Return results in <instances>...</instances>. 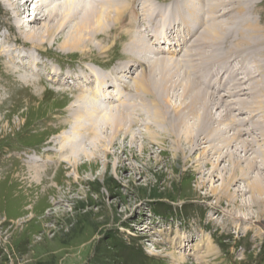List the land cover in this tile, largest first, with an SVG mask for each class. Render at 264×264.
Listing matches in <instances>:
<instances>
[{"label":"rangeland","instance_id":"374dc122","mask_svg":"<svg viewBox=\"0 0 264 264\" xmlns=\"http://www.w3.org/2000/svg\"><path fill=\"white\" fill-rule=\"evenodd\" d=\"M27 1L21 8L20 0H9L11 9L0 1V264H264V132L254 124L261 114L252 113L256 111L258 98H264V76L246 74L247 67L249 70L251 65L264 63V56L259 62L256 58L252 64L251 51L233 54L230 60L227 51L222 49L228 62L219 60L224 57L221 56L217 62L204 65L206 71L202 75L206 80L203 76L201 88L214 94L215 104L224 101L223 105L231 110L227 114L223 107L220 111L213 105L215 124L211 127L219 126L224 137L234 138L233 134H236L238 142L221 149L224 144L215 141L213 148L208 149V143H203L208 139L203 140L206 137L203 134L199 138L200 148L197 144L195 147L180 144L183 150L187 149L180 158H175V137L166 135V130L157 126L152 132L160 136L149 139L150 130L144 127L147 117H138L140 126L136 127V122L132 129L137 137L132 145L134 155L120 148L125 143L129 148V139L123 143V137H119L114 146L110 145L111 132L106 126L98 135L100 139L96 140L95 156L78 161L76 177L72 165L68 167L60 160L61 153L53 141L61 139L71 128L73 111L69 104L79 94L86 67L94 65L111 71L124 63L129 57L128 45L133 37L130 40L127 33L120 32V27L116 26L119 30L116 31L111 26L112 33L110 30L103 33L98 41H93L81 52L61 49L62 41L59 40L65 34L63 30L55 40L49 37L25 39V32L32 31V27L39 30L47 24L41 16L44 7L43 11L34 10L33 16L41 15L32 27H23V34L17 29L15 19H23L28 24L27 16L33 13L38 2ZM130 1L126 4L127 10L133 11ZM146 1L153 5L161 0ZM146 1L136 0L135 10H141ZM163 1L171 4L174 0ZM30 3L33 7L28 5ZM250 10L252 12L244 17L252 16V23L256 21L263 29L264 0H251ZM134 13L128 15V20L137 19ZM225 20L220 19V22ZM189 25L198 27L197 32L204 28L194 21ZM139 26L140 23L137 28ZM129 28L137 31L132 25ZM178 29L182 34V29ZM179 31L175 30V33L169 29L164 30V34L162 30L158 33L161 38L168 36L172 42L174 38L181 39ZM197 32L190 41L201 33ZM107 33H111L109 38L105 36ZM182 42L173 45L174 59H180L188 49L179 46ZM36 44L41 46L39 54L33 48ZM15 46L25 50L26 60L22 55L19 57L18 51V56L4 52ZM230 46L233 47V43ZM233 58L238 60L233 61ZM16 68L20 74L23 71L30 74L27 75L30 78L35 77L37 83H22L15 74L17 71L12 70ZM54 69L59 73L56 79L70 74L69 86L55 79ZM138 71L132 79L124 78L126 87L133 88L132 80L141 70ZM211 71L216 73L215 77L206 76ZM92 76L88 75L90 79ZM240 77L241 86L238 87ZM242 81L248 84L244 85ZM249 84L243 92L238 89ZM105 88L117 99L123 95L117 89L113 91V85ZM250 88L255 90L252 91L254 94ZM256 91H260L259 94L255 95ZM87 97L93 100L91 95ZM176 97L173 98L179 101L181 91ZM213 135L216 134L210 137ZM142 145L146 147L145 152H142ZM214 146L222 151L215 152ZM229 151L236 153V159L241 155L249 159L241 157L242 172L237 170L234 175L231 172ZM35 153L41 157L36 165L46 166L42 173H35L26 163ZM91 159L96 163L94 169L89 164ZM118 159L123 161L126 169H115L121 166ZM254 166L256 168L250 172L249 168ZM248 169L246 176L243 170ZM259 184L261 192L257 189Z\"/></svg>","mask_w":264,"mask_h":264},{"label":"bare ground","instance_id":"6f19581e","mask_svg":"<svg viewBox=\"0 0 264 264\" xmlns=\"http://www.w3.org/2000/svg\"><path fill=\"white\" fill-rule=\"evenodd\" d=\"M0 1L6 6L7 9H11V3L9 2V0ZM25 1L28 3L27 0H20V2H22V5L19 3L21 5V8H24V6L26 5V3H23ZM36 1L38 2L35 4L32 10L33 13L31 15L28 14L27 16V21L30 22L26 24L27 22L25 23L23 19L20 20L16 18V27L19 31H21V33L23 27H32V25L35 24L34 22L37 20L38 15H41L40 13L36 16H33L34 10L43 11L42 9H44V7L45 10L43 11V15L41 16L44 21L47 22V24L43 25L39 29L40 31L37 29L33 30L32 27V31H27V33L25 32V39L41 40L45 37H49V39L55 40L56 37L59 36L58 33L60 32V30H63L62 33L65 34L62 35L60 40L58 37V40L62 41L60 44L61 49L63 51L65 50L66 52L67 50L70 52H81L84 50V48H86V46L93 43V41H98L99 36L103 35V33L108 32V30H110V32L112 33L113 29L117 31L118 27H120V32H125L128 34L130 40L133 37L132 41L128 45L129 57L125 58L124 63L116 65L111 71L102 70L101 68L94 65L86 67V70L83 72V76L85 75V78H82L83 82L80 81L82 84L79 87V94L75 93L77 97L69 104V109L73 111V122L71 124V128L61 136V139L53 141L55 146L59 148V150L57 151L61 153L60 160H62V163L68 164V167L72 165V168H74L75 172L73 173L76 177H78V161L83 157L90 158L92 155L95 156L98 144L96 140L98 141L100 139L101 136L98 137V135L100 131L106 126V129L111 132H109L110 145L114 146L116 141L119 140V137H123L121 140V142L123 143L124 141L129 139V148L126 146L127 143H125L123 146H120V148H124L122 150L123 152H131V154L134 155L135 148H132V145L133 142L137 140V137L136 135H134V130L132 131V129L135 127L136 122V127H138V125L140 126L137 120L138 117H147L144 120V127L146 130H150V133L157 126H159L161 127V129L166 130V135L175 137L174 143L177 144V146L175 145L177 147L175 158H180V154L185 153L184 150L186 151L187 149L186 148L183 150V147H181V145L184 146L190 144L195 147L196 144L198 145V143L200 142L199 138L200 136H203V134H206V137L201 138H203V140H208L202 142L204 144L208 143V149L213 148V142L215 141H219V143L224 144L221 149L228 148L230 145H232L233 142H238V137H236V134H233L234 138L224 137V135H221L222 129H220L219 126L216 128L211 127V125L215 122V115L213 116L212 110V107H214L213 105H215L216 109L220 111L223 107L224 111L227 112V114L228 111L231 112V110L226 104L223 105L224 101L220 100L221 103L215 104V101L217 99L215 98V96H213L214 94H211L201 88V81H203L204 75H202V73L205 70V63L216 61L221 56L224 57L220 58L219 60L228 62L227 57L230 59L233 54H235V56H237V54L241 55V53H244L245 51L247 52L248 50L251 51L252 54V64H254L256 58L257 62H259L260 57L264 56V28H259L258 23L255 20V22L252 23V16H249L250 18L248 16V18L244 17V15H249L252 12L250 10L251 0H202V3L200 0H174L171 4H168V2L165 1L162 2L161 0L158 4H156L157 1L154 2L156 5L154 3L152 5L150 1L145 0L146 2L142 3L143 7L139 11L135 10L134 4L136 0H45V3L43 2L44 0ZM128 1L131 2V6L133 7L132 9L135 13L133 11L127 10L128 8L126 4ZM196 4L199 6H197ZM226 7H229V10L224 11V8ZM131 13H134L137 19H130L131 21L128 20V15H130ZM188 17L190 18L188 19ZM220 19L226 20L220 22ZM190 21H194V23H200V27L204 26L202 31H198L201 33L193 37V40L191 41L189 38L193 35V33L197 32L198 27L189 25ZM158 22L159 25L157 24ZM138 23H140L141 26L137 28ZM131 25L132 28L136 27L137 31H132L131 28H129ZM111 26H113V29L111 28ZM116 26L118 27L116 28ZM178 28L182 29V34L180 33ZM169 29L173 30L174 32L175 30H178L181 39L179 38V40H176L174 38V40L171 42V38H169L168 36H164L163 38H161L158 32L162 30L164 34V30ZM156 32L157 34L155 35ZM111 33H107V35L105 36L110 37ZM165 38H169L167 43L161 42ZM227 39H229L233 43V47L230 46L232 43L228 42ZM181 41L183 42L179 46L184 45L182 48L188 49L184 52V54L182 53L183 56L180 57V59H174L173 57L175 56L176 52V50H174V46H176ZM164 45H166V47L168 48L166 49ZM33 48L39 54L41 50L40 44L34 45ZM228 48L231 51H229ZM105 49L106 48H101V51L105 52ZM222 49H225L227 51V57H225V54L221 51ZM173 50L175 52H172ZM17 51L19 52V57L21 55L23 58L26 57L24 55L26 52L24 49H22V47L18 48L17 46H15L11 48L9 47V49L4 50L5 53L11 54L12 52L15 55H17ZM24 59L26 60V58ZM237 60L238 59L233 58V61ZM246 61H248L247 58ZM135 65H138L139 68H136ZM254 65L255 66H249V70L247 67L248 72L246 74L249 73L250 76H254L258 73L259 75L264 76V63L261 62V65ZM22 66L26 67L24 65ZM139 69L141 70L140 73H137L138 75L136 74L134 80H132L134 85L133 88L130 89L128 86L126 87V85L128 84L125 83L124 78L129 77L130 79H132V75L136 72H139ZM12 70L14 72L18 69L16 68V70ZM207 70L209 71L208 68ZM18 71L15 72V74L19 76L18 78L22 83H37L35 77L30 78V74L23 71H21L22 74H20ZM57 73L58 71L56 72L54 69L55 79L58 77L59 73ZM214 74L211 71L210 73H207L206 76L212 78L213 76L215 77ZM88 75L93 76L90 79ZM200 75L202 76L199 77ZM69 77L70 74L66 73L56 80L61 81L62 85L64 86H69ZM237 80V86L240 87L241 83L239 81L241 80V77ZM222 82L223 81H221V83ZM262 82H264V80ZM242 83H244V85L248 84L246 83V81H242ZM250 84L246 88L241 87L238 89L243 92L250 87ZM111 85H113L114 87L113 91L117 89L120 93L123 94L120 99H117L116 97H114V95H110L108 93V90H106L105 87H109ZM126 90L128 91L127 93ZM249 90L251 92L253 91V89L251 90V88ZM179 91H181V98L179 101H177L173 97L177 98L176 93ZM237 92H235V94ZM259 92L256 91L255 95H257L256 93L259 94ZM241 94L242 96L245 95L244 93ZM87 95H91L93 100L88 98ZM188 97L189 100H187ZM252 98L253 97H251V99ZM263 99V96L262 98H258V100L255 102L256 111L252 112H259L261 114L258 121L254 123L258 126L260 132H264V120L262 121L260 119L261 117L264 118ZM227 102L228 101H226V103ZM245 106L247 107V105ZM223 116L221 118H223ZM251 120L253 121V119ZM224 131H226V129ZM236 132H239V129H237ZM119 133H121L122 136H119ZM150 133L148 134V138L151 140H155L156 138H158V136H160V134L156 132H152L151 134ZM213 133L216 135L210 137V135H212ZM159 142L157 141L158 144ZM142 146V152H145L146 147L145 145ZM216 146H214L215 152L220 151L221 149H217L219 147ZM197 147L200 148V145H198ZM242 148L245 147L242 146ZM243 150L245 151V149ZM258 151L260 152V150ZM229 152L231 153L229 160L230 164L232 165L231 172H233L234 175L237 173V170H241V157L247 160L249 159L246 155H241L240 158L238 157V159H236V153L234 155L232 154L233 151ZM212 154L214 155L215 153ZM260 154H262V151ZM262 155L264 156V151ZM30 156L26 161L27 164H30V168L34 170L35 173L44 172L46 166H42L40 163V165H36L37 161H40L41 157H39L36 153L32 157ZM118 161L121 166H119L118 168L116 167L115 169H118V171L119 169H126L125 165L122 163L123 161H121L120 159H118ZM248 163L250 164L251 162ZM89 164L92 168L95 167L94 165H96V163L92 159L89 161ZM252 168L255 169L256 167L254 166L249 168L250 172L252 171ZM249 169L243 170L244 174H247ZM246 176H248V174ZM256 184H258V181ZM261 188L262 187L259 184L257 186L259 192H261ZM36 207L37 206H35V208Z\"/></svg>","mask_w":264,"mask_h":264}]
</instances>
